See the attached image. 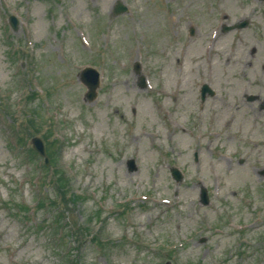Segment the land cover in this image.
Instances as JSON below:
<instances>
[{
    "label": "rangeland",
    "instance_id": "374dc122",
    "mask_svg": "<svg viewBox=\"0 0 264 264\" xmlns=\"http://www.w3.org/2000/svg\"><path fill=\"white\" fill-rule=\"evenodd\" d=\"M255 5L0 0V264H264V109L242 95L264 99ZM86 63L102 75L93 101ZM204 82L216 94L201 102Z\"/></svg>",
    "mask_w": 264,
    "mask_h": 264
},
{
    "label": "water",
    "instance_id": "95a60500",
    "mask_svg": "<svg viewBox=\"0 0 264 264\" xmlns=\"http://www.w3.org/2000/svg\"><path fill=\"white\" fill-rule=\"evenodd\" d=\"M123 9H124V8H123L121 5H118L116 10H117V11H121V10H123ZM12 22H13V24H14V21H13V20H12ZM94 87H95L94 84H90V86L88 87V92H87L86 96H87L89 99H91V98L94 96ZM206 91H208V89H207V87H206L205 85H203V86H202V89H201V94H202V96H203V94H204ZM33 141H34L35 149H36L37 151H39L41 154H43V149L41 148V145H40L39 141H38L37 139H34ZM128 165H129L130 168L132 167V163H131V161L128 162ZM172 175H173V177H175V178L178 177L176 171H174V170H172ZM201 199H202V201H203L204 203H206L207 199H206L204 193H202V195H201Z\"/></svg>",
    "mask_w": 264,
    "mask_h": 264
}]
</instances>
